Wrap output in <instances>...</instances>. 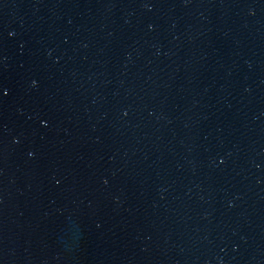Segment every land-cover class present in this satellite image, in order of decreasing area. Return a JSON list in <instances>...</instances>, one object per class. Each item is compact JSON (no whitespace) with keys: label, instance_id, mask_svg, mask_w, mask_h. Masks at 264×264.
<instances>
[{"label":"water","instance_id":"water-1","mask_svg":"<svg viewBox=\"0 0 264 264\" xmlns=\"http://www.w3.org/2000/svg\"><path fill=\"white\" fill-rule=\"evenodd\" d=\"M0 264H264V0H0Z\"/></svg>","mask_w":264,"mask_h":264}]
</instances>
